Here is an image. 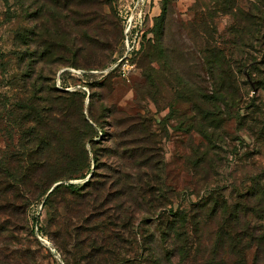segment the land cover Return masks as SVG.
<instances>
[{"label": "rangeland", "instance_id": "374dc122", "mask_svg": "<svg viewBox=\"0 0 264 264\" xmlns=\"http://www.w3.org/2000/svg\"><path fill=\"white\" fill-rule=\"evenodd\" d=\"M230 3L0 0V155L10 166L23 167L20 150L26 138L43 139L47 188L62 180L85 185L95 152L110 173L108 180L124 166L132 181L134 169L148 162L162 167L159 178L178 192L175 208L198 202L206 182L241 178L232 154L239 143L235 121L219 132L229 137V148L220 143L212 151L191 130L190 89L198 87L205 96L213 92L205 33L222 43L235 25L244 24L226 12L232 6L247 11V1ZM211 159L217 172L208 174ZM198 160L202 168H195ZM43 198L30 199L25 228L42 230L35 239L43 250L34 247L41 253L39 264H65L57 228L42 211ZM155 219L147 226L137 220L138 231L140 226L142 232L154 231ZM5 220L1 214L9 232L0 233V254L15 264L16 221L6 225Z\"/></svg>", "mask_w": 264, "mask_h": 264}, {"label": "trees", "instance_id": "16d2710c", "mask_svg": "<svg viewBox=\"0 0 264 264\" xmlns=\"http://www.w3.org/2000/svg\"><path fill=\"white\" fill-rule=\"evenodd\" d=\"M246 1L247 11L232 6L226 12L244 24L235 25L224 42L205 33L212 96L190 89L191 130L212 151L220 143L232 146L219 132L227 122H236L239 143L232 154L242 177L230 176L227 184L206 182L198 202L175 208L179 195L159 178L162 167L144 162L131 181L128 168L121 166L108 180L110 173L95 152V171L90 170L85 185L62 180L47 188L40 158L44 140L30 134L20 150L23 167L10 166L0 155V215L6 225L16 221L11 237L15 264H39L41 253L34 247L42 249L37 241L42 230L25 228L29 201L39 197H44L41 207L48 211L50 225L57 228L65 264H264V0ZM208 168V174L217 172L213 159ZM151 218H156V229L142 232L140 226L139 232L137 220L147 226ZM8 232L0 221V233ZM0 264L13 263L0 254Z\"/></svg>", "mask_w": 264, "mask_h": 264}, {"label": "water", "instance_id": "95a60500", "mask_svg": "<svg viewBox=\"0 0 264 264\" xmlns=\"http://www.w3.org/2000/svg\"><path fill=\"white\" fill-rule=\"evenodd\" d=\"M91 176H92V175H91ZM91 176H90V177H91ZM56 187H57V185L51 190V192H52Z\"/></svg>", "mask_w": 264, "mask_h": 264}]
</instances>
